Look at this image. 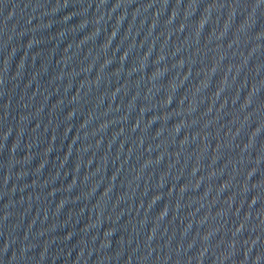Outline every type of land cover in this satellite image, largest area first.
<instances>
[{
    "label": "water",
    "instance_id": "1",
    "mask_svg": "<svg viewBox=\"0 0 264 264\" xmlns=\"http://www.w3.org/2000/svg\"><path fill=\"white\" fill-rule=\"evenodd\" d=\"M0 264H264V0H0Z\"/></svg>",
    "mask_w": 264,
    "mask_h": 264
}]
</instances>
